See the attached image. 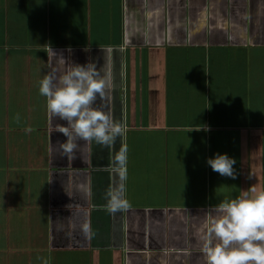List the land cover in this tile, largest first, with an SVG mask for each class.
I'll list each match as a JSON object with an SVG mask.
<instances>
[{
  "label": "crops",
  "instance_id": "0c3cea01",
  "mask_svg": "<svg viewBox=\"0 0 264 264\" xmlns=\"http://www.w3.org/2000/svg\"><path fill=\"white\" fill-rule=\"evenodd\" d=\"M76 63L107 82L92 107L126 130L110 145L66 138L38 93ZM122 145L128 206L110 213ZM217 151L235 177L207 165ZM252 189L264 0H0V264H206L215 205Z\"/></svg>",
  "mask_w": 264,
  "mask_h": 264
},
{
  "label": "clouds",
  "instance_id": "9594fccd",
  "mask_svg": "<svg viewBox=\"0 0 264 264\" xmlns=\"http://www.w3.org/2000/svg\"><path fill=\"white\" fill-rule=\"evenodd\" d=\"M76 65L61 75L58 82H54L51 74L44 75L38 81V93L45 97L47 110L70 125L59 129L66 138L75 135L110 145L126 130L103 111L92 107L97 95H103L107 82L95 64ZM60 147L66 154L75 145L68 142ZM205 159L221 176L235 177L236 159L227 152L217 151ZM114 160L121 183L107 192L110 213L128 206L123 183L127 177L126 145L115 153ZM215 208L218 215L206 225L202 237L206 264H264V189L242 190L235 198L221 200Z\"/></svg>",
  "mask_w": 264,
  "mask_h": 264
}]
</instances>
